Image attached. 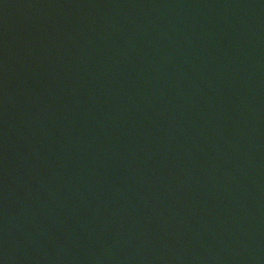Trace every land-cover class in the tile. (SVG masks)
Returning <instances> with one entry per match:
<instances>
[{"label":"water","instance_id":"1","mask_svg":"<svg viewBox=\"0 0 264 264\" xmlns=\"http://www.w3.org/2000/svg\"><path fill=\"white\" fill-rule=\"evenodd\" d=\"M0 264H264V0H0Z\"/></svg>","mask_w":264,"mask_h":264}]
</instances>
